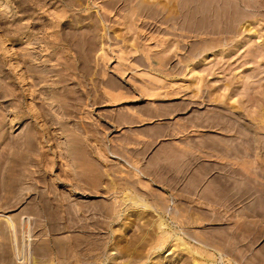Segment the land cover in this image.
Instances as JSON below:
<instances>
[{"label":"rangeland","instance_id":"374dc122","mask_svg":"<svg viewBox=\"0 0 264 264\" xmlns=\"http://www.w3.org/2000/svg\"><path fill=\"white\" fill-rule=\"evenodd\" d=\"M0 264H264V0H0Z\"/></svg>","mask_w":264,"mask_h":264},{"label":"bare ground","instance_id":"6f19581e","mask_svg":"<svg viewBox=\"0 0 264 264\" xmlns=\"http://www.w3.org/2000/svg\"><path fill=\"white\" fill-rule=\"evenodd\" d=\"M39 1V0H38ZM203 6V5H202ZM185 8V7H184ZM210 10V9H209ZM196 13V12H195ZM209 13V12H208ZM192 15V14H191ZM193 16V15H192ZM191 18V17H190ZM11 61V60H10ZM24 84V83H23ZM147 88V87H146ZM81 228V227H80ZM163 230V229H162ZM163 234V233H162ZM160 237V236H159ZM165 237V236H164ZM163 237V238H164ZM165 239V238H164ZM160 241V240H159ZM177 241V240H176ZM160 244V243H159ZM132 245V244H131ZM161 245V244H160ZM187 245V244H186ZM184 247V246H183ZM179 249V248H178ZM191 250V249H190ZM62 251V250H61ZM192 251V250H191ZM204 251V250H203ZM197 255V254H196ZM206 256V255H205Z\"/></svg>","mask_w":264,"mask_h":264}]
</instances>
